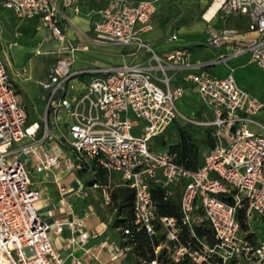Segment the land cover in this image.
Here are the masks:
<instances>
[{"label": "built area", "instance_id": "1", "mask_svg": "<svg viewBox=\"0 0 264 264\" xmlns=\"http://www.w3.org/2000/svg\"><path fill=\"white\" fill-rule=\"evenodd\" d=\"M165 1L172 0H104L85 39L96 47L132 49L120 53L121 63L75 67L76 53L89 46L65 33L71 19L66 8L80 11L74 0H0L17 17L38 19L57 41L60 55L37 81L44 92L43 123L28 117L0 57V264H67L50 233L60 234L67 225L69 244L85 243L89 236L84 217L51 223L41 215L36 204L41 190L32 184L18 152L28 155L38 171L93 174L89 187L101 191L104 205L111 204L113 188H132L131 224L117 226L122 244H109L118 252L133 251L138 264H264V237L251 227L252 221L264 220V123L252 117L264 111V95L240 84L233 67L223 76L208 69L212 62L248 53L249 61L264 71V0L208 1L203 18L218 16L222 25L207 45L231 48L211 63L192 61L186 47L158 53L145 39ZM212 5L213 12L204 17ZM231 18L245 19V27L228 24ZM184 69L189 70L184 79L201 102L193 114L177 106L186 87L171 83ZM73 76L86 77V89L69 99L66 84ZM60 109L69 117L64 120L67 132L58 123ZM180 119L211 138L195 169L177 161L178 153L170 149L175 142L168 143L167 136L160 145L155 140ZM153 185L163 189L165 198L178 194V215L158 212ZM139 230L151 239V258L133 249V232ZM68 264L83 263L72 256Z\"/></svg>", "mask_w": 264, "mask_h": 264}, {"label": "crops", "instance_id": "2", "mask_svg": "<svg viewBox=\"0 0 264 264\" xmlns=\"http://www.w3.org/2000/svg\"><path fill=\"white\" fill-rule=\"evenodd\" d=\"M172 1H177V0H172ZM208 1L209 0L203 1L205 5L204 7H202L203 10L201 11V19L203 21L199 23L196 28V30L200 32L199 36L201 40L204 41L206 44H207L206 39L209 37L212 31L216 28H219L222 25V22L218 16L212 18L210 21H207L203 18L202 13L206 5L208 4ZM164 3H168V2L165 1L160 3L153 17V24H154V28L152 30L154 31L153 35L149 36V33L151 31L147 33L148 35L147 34L145 35V39L149 41L151 45L154 44L156 47H159L158 50H156L158 53H162L176 47H186L190 51V57L192 61L211 63L212 61L215 60L216 56L219 53H229L231 51V48L228 45H223L224 49L222 51L221 50L218 51L216 50L218 48H212L208 45L209 47L207 48L215 49L211 51L210 55L207 54V56L204 57H194L190 48L186 46L184 42L171 46L170 45L159 46L163 39L166 38L172 39L171 35L175 33L174 31H178L179 33V35L175 33L177 35L176 39L181 38L183 36L182 31H184L182 26H178V28L174 29L170 33L168 25L169 22H172L171 21L172 18L168 20L166 23L160 24V22L158 21V13L161 10V7L163 6ZM73 4H78L80 7V11L75 13L73 12L72 7L69 6L66 8V11L71 18L70 21H67L65 23L66 36L69 40L73 42L86 43L89 46L88 50H90L91 46L93 45L85 39V35L90 34L91 22L94 18H96L95 10L104 4V0H74ZM202 8H200V10ZM35 20L37 21L39 27L41 26L43 30L44 28L42 27L41 22L36 18ZM228 24L231 25L236 24L239 25L241 28H244L246 21L245 19L240 20V19L231 18L229 19ZM157 25L160 27H157ZM156 27H157V31L155 30ZM204 27L206 29H204ZM88 50H84V51H88ZM204 55L206 54L204 53ZM1 58L6 60V57H1ZM126 58H130V57H126ZM238 58L241 59L240 64L242 65L245 63L255 64L254 62L249 61L248 53H241L228 58L226 61L212 62L211 64H209L208 69L210 72L216 75L223 76L229 71L230 67H233L234 76L236 77L237 81L240 84H242L248 91H250L254 95L257 96L264 95V93L256 94L252 92L250 88H248L245 84L241 82V80H239L236 74V69H237L236 65L238 64L236 60ZM219 65H221V67H219ZM214 66H217L219 68L215 71ZM9 70L12 75L14 72L10 69V67ZM188 72L189 70L187 69L179 71L175 75L177 76L178 79L175 82V84H173V85L182 84L186 87V91L180 99H182L186 94L193 98V100L191 99V102L193 103L191 112L184 113L179 109L180 112L183 114L197 113L199 108L201 107V102L192 84H190V82L184 79V75ZM29 78L30 77L24 76L25 80ZM38 80L39 79H36V82ZM14 81L17 92L20 98L24 102V99L22 98L20 92L18 91L17 81L15 79ZM34 84L35 86L40 87L38 82ZM42 94H41V98H42ZM178 101H177V106H178ZM169 142L170 141H168V143ZM159 148L161 149L162 147ZM18 153H19V158L23 160L25 165L30 169L32 184L41 190L42 197L37 201L36 204L38 211L48 222L52 223L53 221H67L69 219H72L73 217L85 218L86 230L88 231L89 234L85 243H80L78 241L72 244L67 243L66 239L68 236L71 235V229L67 225L63 226V230L60 234H55L53 232L50 233V239L53 246L65 258L67 264L70 263L72 256L80 259L83 264H138V261L133 251L128 250V251L118 252L109 244L111 240H114L119 244H122L123 237L120 230H118L117 226L114 224L113 213L107 211L105 208L106 205H104L102 202L101 191L99 189H91L89 187L90 182L85 180L86 179L85 177L89 174L82 172H73V171H61L59 173L53 170L38 171L31 166L32 165L31 158L28 155L21 152ZM116 188L117 187L113 189ZM104 241H107L106 244H103Z\"/></svg>", "mask_w": 264, "mask_h": 264}, {"label": "rangeland", "instance_id": "3", "mask_svg": "<svg viewBox=\"0 0 264 264\" xmlns=\"http://www.w3.org/2000/svg\"><path fill=\"white\" fill-rule=\"evenodd\" d=\"M204 0H177L164 3L161 10L158 13V21L160 24L169 22L170 33L182 26V37L179 39H163L159 46L163 45H177L184 42L188 46L194 57H204L211 54L212 50L199 36V31L196 30L197 25L203 20L201 19V11L204 7ZM200 8H202L200 10ZM200 10V11H199ZM157 27H160L157 25ZM156 27V31H157ZM204 29H206L204 27ZM39 27L35 18H19L13 11L4 9L0 6V56L6 57L10 69L14 72L12 75L17 81V88L22 98L24 99L30 120H37L43 123L42 116L45 108V101L41 98L43 93L42 88L35 86L36 79H43L49 68L58 59L59 47L54 38L50 37V33L47 29ZM213 30V29H211ZM178 33V31H174ZM154 31L149 33L153 35ZM148 35V34H147ZM148 36V37H149ZM205 45V46H204ZM155 50L159 47L152 45ZM132 47L126 46L121 47L119 45L110 44L106 46H91L88 51H80L76 53L74 66L75 67H86L89 65L97 64H117L122 62L121 52L131 50ZM223 46L218 47V51H222ZM39 51V52H37ZM204 53L206 55H204ZM129 59V58H127ZM241 59L238 58L236 62V74L239 80L245 84L250 90L256 94L264 93V72L253 63L240 64ZM25 67L27 70V77L25 80L22 73L18 72V68ZM221 67V65H219ZM219 67L214 66L216 71ZM177 76L171 79V83L175 84ZM67 93L66 97L74 99L84 92L86 89V77L83 79L80 76H73L66 84ZM193 98L189 95H185L178 101L179 109L184 113H189L192 110ZM255 120L264 123V111L259 112L252 116ZM64 120L68 121L69 117L63 109L58 112V123L60 124L61 130L67 132V128L64 127ZM179 124H184L183 120H178ZM51 125H54L51 119ZM190 133L196 139V144L199 153V159H203V153L207 150L206 134L201 130L187 125ZM176 123L173 122L167 131H164L155 138L157 144H162V139L167 136L168 141L176 142L177 137ZM155 148V147H154ZM86 181L90 182L94 179L93 174H89L85 177ZM114 181H117L115 178ZM178 193V192H177ZM106 210L113 213L114 209L111 204L106 205ZM114 219V217H113ZM251 227L255 229L259 236L264 237V220L259 223L251 222Z\"/></svg>", "mask_w": 264, "mask_h": 264}, {"label": "trees", "instance_id": "4", "mask_svg": "<svg viewBox=\"0 0 264 264\" xmlns=\"http://www.w3.org/2000/svg\"><path fill=\"white\" fill-rule=\"evenodd\" d=\"M177 127V141L170 145V149L178 153L177 161L182 162L185 166L195 169L201 163L199 159L198 148L196 139L193 137L187 128V124H179L176 122ZM207 145H211V138L206 136ZM102 178V177H101ZM102 181H105L103 178ZM152 196L158 207V212L161 214L178 215L179 214V197L175 194L171 198L164 197V191L161 187L153 185L151 186ZM134 191L127 186L117 187L111 192V206L114 209V224L116 226H130L133 216ZM240 218V213L237 214ZM198 233H202L199 230ZM133 249L140 255L152 257V243L150 237L145 231L139 230L133 232ZM159 242V239L155 240V244ZM181 264H191L187 260H183Z\"/></svg>", "mask_w": 264, "mask_h": 264}, {"label": "bare ground", "instance_id": "5", "mask_svg": "<svg viewBox=\"0 0 264 264\" xmlns=\"http://www.w3.org/2000/svg\"><path fill=\"white\" fill-rule=\"evenodd\" d=\"M214 10V6L212 5L211 7H209L205 12H204V17H209L211 15V13Z\"/></svg>", "mask_w": 264, "mask_h": 264}, {"label": "water", "instance_id": "6", "mask_svg": "<svg viewBox=\"0 0 264 264\" xmlns=\"http://www.w3.org/2000/svg\"><path fill=\"white\" fill-rule=\"evenodd\" d=\"M67 125V123H64V126H66Z\"/></svg>", "mask_w": 264, "mask_h": 264}]
</instances>
